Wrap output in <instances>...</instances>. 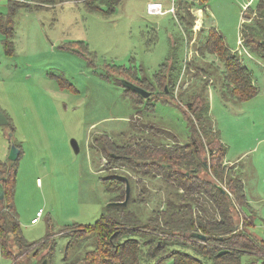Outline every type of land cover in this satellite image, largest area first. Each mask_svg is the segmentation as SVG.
Masks as SVG:
<instances>
[{"label": "rangeland", "instance_id": "obj_1", "mask_svg": "<svg viewBox=\"0 0 264 264\" xmlns=\"http://www.w3.org/2000/svg\"><path fill=\"white\" fill-rule=\"evenodd\" d=\"M257 1L208 0L204 7L194 6L191 35L179 24L177 0H121L110 15L87 11L75 1L33 3L36 9L16 11L8 36L11 52L0 33V114L9 121L0 125V162L7 161L11 143L19 145L13 201L21 234L35 245L48 236L45 245L27 250L21 264H81L92 247V238L78 236L76 230L93 224L113 203L103 181L111 171L103 168L106 158L94 143L103 135L122 143L134 134L133 120L157 129L159 142L190 140L189 112L179 101L193 100L199 92L201 76L194 77L193 66L213 65L217 75L222 68L214 55L200 56L197 49L210 27L238 55L257 87L247 100L226 101L214 75V87L202 94L209 102L210 122L226 146L225 163L239 166L250 231L264 243V59L240 43V26L253 17ZM8 6L0 1V14L8 13ZM164 63L177 67L173 99L154 101L150 112L111 68L122 66L138 81L153 82ZM71 140L77 143L76 153ZM129 168H116L130 177L134 203L127 210L145 219L152 209L164 207L170 190L158 179L138 181ZM199 176L208 177L202 171ZM138 202L145 205L139 208ZM246 216L241 211L235 219ZM243 260L252 261L247 255ZM11 263L0 255V264ZM163 264H173V258Z\"/></svg>", "mask_w": 264, "mask_h": 264}, {"label": "trees", "instance_id": "obj_2", "mask_svg": "<svg viewBox=\"0 0 264 264\" xmlns=\"http://www.w3.org/2000/svg\"><path fill=\"white\" fill-rule=\"evenodd\" d=\"M29 1H8V13L0 14V33L8 53L11 52L7 47L10 45L8 36L13 31L12 17L21 8L32 10L38 7L37 4L75 1L81 2L87 11L110 15L121 0ZM207 1L177 0L176 15L187 35L193 33L196 21L191 8L196 5L204 7ZM251 13L253 17L240 26V43L264 59V46L260 44L264 41V0H258ZM208 31V36L197 46L199 55H214L222 68L217 75L213 65L207 69L193 66L194 77L201 76V87L193 100L182 98L179 101L189 112L192 130L187 143L170 145L159 142L155 136L160 133L157 129L133 120L131 132L134 134L122 143L106 135L100 142H94L98 146L97 151L106 158L103 168L111 171L103 179L106 191L113 195L110 202L124 199L125 182L116 168L125 165L140 177L138 181L158 179L170 191H167L164 207L152 209L145 219L127 210L128 205L134 203L130 201V196L126 206L109 205L93 224L77 226L78 236L89 235L93 242L80 260L81 264H163L169 257L173 258V264H204V259L212 261V264H264V243L250 231L251 215H247V220L243 217L235 219L241 211L246 216L244 209L251 212L245 187L239 166L228 165L224 161L226 146L210 122L209 102L202 94L204 89L214 87L211 82L214 75L220 81L221 96L226 101L247 100L256 94L257 87L249 70L228 48L223 36L214 27L208 28ZM76 43L82 45L81 42ZM172 65L162 64L153 82L145 78L138 81L122 66L113 65L111 68L126 81L151 93L146 100L131 93L140 102L144 101L145 111L150 112L154 101L168 102L173 99L178 71ZM190 65L192 67L193 64ZM14 145L20 149L19 145ZM17 160L0 162V172L4 170L0 174V190L3 193L0 200V255L11 260V264H21L19 261L23 260L29 248L45 245L48 240L47 236L36 245L30 244L21 234L13 201ZM201 171L208 177L199 176ZM126 178L130 184L129 175ZM221 182L224 187L219 184ZM144 205V202L137 204L139 208ZM194 234L205 236V240L195 238ZM53 245L49 246V252ZM245 255L252 261L243 260Z\"/></svg>", "mask_w": 264, "mask_h": 264}, {"label": "water", "instance_id": "obj_3", "mask_svg": "<svg viewBox=\"0 0 264 264\" xmlns=\"http://www.w3.org/2000/svg\"><path fill=\"white\" fill-rule=\"evenodd\" d=\"M261 45L264 46V41H261L260 42ZM122 85L130 90H132L133 92L137 93L138 95H140L142 98H147L150 96V92L149 91H146L145 89L129 82V81H122ZM165 90L167 91L166 87H165ZM8 121L7 119L2 115L0 114V125H7ZM8 138L10 139L11 138V133H8L7 134ZM71 144V147L72 149L74 150V152H78V146H77V143L74 141V140H71L70 142ZM20 154V150L18 147H16L14 145V143H11L10 147H9V150H8V155H7V159L8 161L10 162H14L18 159V156ZM122 180L125 182V195H124V199L122 201H119V202H113L111 203V205H120V206H126L127 205V202L129 200V197H130V194H131V189H130V184H129V181L126 177H121ZM220 188V190L222 192H225L223 188H221L220 186H218ZM2 191L0 190V200L2 199ZM195 238L199 239V240H205V236L201 235V234H194L193 235Z\"/></svg>", "mask_w": 264, "mask_h": 264}, {"label": "built area", "instance_id": "obj_4", "mask_svg": "<svg viewBox=\"0 0 264 264\" xmlns=\"http://www.w3.org/2000/svg\"><path fill=\"white\" fill-rule=\"evenodd\" d=\"M0 1H6V2H8V1L30 2L29 0H0ZM172 9H173V7H172Z\"/></svg>", "mask_w": 264, "mask_h": 264}, {"label": "crops", "instance_id": "obj_5", "mask_svg": "<svg viewBox=\"0 0 264 264\" xmlns=\"http://www.w3.org/2000/svg\"><path fill=\"white\" fill-rule=\"evenodd\" d=\"M221 140V139H220ZM221 142H222V140H221ZM223 143V142H222ZM224 144V143H223ZM224 161H225V158H224ZM238 162V161H237ZM236 163V162H235ZM235 163H233V164H235ZM228 164V163H227ZM233 164H231V165H233ZM32 220H34V219H32Z\"/></svg>", "mask_w": 264, "mask_h": 264}]
</instances>
